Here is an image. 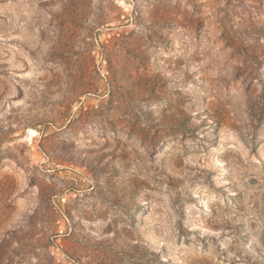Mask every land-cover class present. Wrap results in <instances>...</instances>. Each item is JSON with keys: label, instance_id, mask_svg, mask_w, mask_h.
Listing matches in <instances>:
<instances>
[{"label": "rangeland", "instance_id": "1", "mask_svg": "<svg viewBox=\"0 0 264 264\" xmlns=\"http://www.w3.org/2000/svg\"><path fill=\"white\" fill-rule=\"evenodd\" d=\"M0 264H264V0H0Z\"/></svg>", "mask_w": 264, "mask_h": 264}]
</instances>
